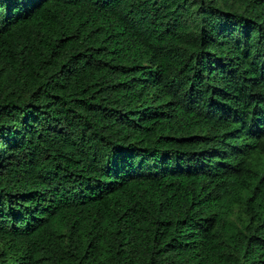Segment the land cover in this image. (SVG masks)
<instances>
[{
    "label": "trees",
    "instance_id": "trees-1",
    "mask_svg": "<svg viewBox=\"0 0 264 264\" xmlns=\"http://www.w3.org/2000/svg\"><path fill=\"white\" fill-rule=\"evenodd\" d=\"M0 264H264V0H0Z\"/></svg>",
    "mask_w": 264,
    "mask_h": 264
}]
</instances>
